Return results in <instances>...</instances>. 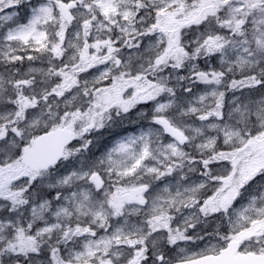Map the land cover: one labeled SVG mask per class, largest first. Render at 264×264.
Returning a JSON list of instances; mask_svg holds the SVG:
<instances>
[{
    "label": "rangeland",
    "instance_id": "rangeland-1",
    "mask_svg": "<svg viewBox=\"0 0 264 264\" xmlns=\"http://www.w3.org/2000/svg\"><path fill=\"white\" fill-rule=\"evenodd\" d=\"M60 1L0 0V264H18L19 258L26 264H96L101 259V264H137L129 257V246L148 238L158 247L151 252V264L216 255L227 241L196 238L201 232L195 224L199 210L213 222L222 218L241 253L264 256V0H194L196 8H206L189 10V15L183 0H79L68 22L59 15ZM213 5H225V18L248 28L246 36L218 52L209 48L215 43L214 24L203 21ZM179 25L192 27L182 35L189 42L180 52L173 44L177 35L171 41L165 34ZM138 32L148 38L140 43L131 39L132 50L113 56L107 42H122ZM191 43L207 44L205 52L215 55L216 64H192L187 54ZM13 44L20 52L11 49ZM179 53L177 68L187 77L167 67L171 75L161 101L151 98L148 89L131 95L113 113L129 106L138 110L137 118L148 115L136 105L149 102L152 120L154 115L165 119L183 134L185 151L152 125L145 133L137 129L119 136L104 153L97 151L101 143L83 148V136L56 167L43 173L24 167L22 153L34 148L37 135L65 127V114L78 112L92 93L87 86L99 84L94 88L100 89L117 69L140 75L154 63L167 65ZM78 60L83 61L84 77L77 79L83 78L86 89L67 95V88L78 83L66 77L64 63ZM162 91L154 88L151 96ZM85 125L91 126L90 121ZM256 141L262 146L254 147ZM220 144L225 149L244 146L247 158L214 155ZM205 154L213 165L199 160V176L192 178L198 168L194 158ZM223 158L228 162L221 164ZM92 173L102 177L104 189L89 182ZM130 180L133 186L126 187ZM29 182L36 192V203L27 211L30 223L37 224L31 234L27 226L20 228L24 212L19 213ZM145 185L147 193L133 196L142 205L127 204L128 193ZM6 210L9 214L2 216ZM20 244L22 251L16 254L14 246Z\"/></svg>",
    "mask_w": 264,
    "mask_h": 264
},
{
    "label": "trees",
    "instance_id": "trees-1",
    "mask_svg": "<svg viewBox=\"0 0 264 264\" xmlns=\"http://www.w3.org/2000/svg\"><path fill=\"white\" fill-rule=\"evenodd\" d=\"M193 2V3H192ZM191 2V0H183V5H184V10H185V15H189V10H194L196 8V5H197V2H194V0ZM187 8H188V11H187ZM204 8L206 7H197L195 10H203ZM206 10V9H205ZM209 10H211V13L210 15H208L204 20H208V21H211L214 26H215V35L213 36L212 39L215 40V43L214 41H212L211 44H214V47H209L211 50L213 48H217V47H220L222 45H229L231 44V42L233 40H236L238 38H240L242 35H244L247 31V27H245L243 24H238L237 22H232V21H228L226 18H225V5H213V7L209 8ZM193 12V11H192ZM184 15V17H185ZM181 22V21H180ZM175 26L176 25V22L172 24V26ZM181 29V30H180ZM176 31V32H175ZM178 31H182V34L184 35V30L182 29V26L179 25L177 28L175 29H170V31H165V33L167 34L168 38L174 40L175 38V34L178 32ZM179 36V37H178ZM176 37L175 41H174V45L176 47V49H178L177 51H181L182 48L188 44V41L187 39L185 38V36H182V35H179ZM170 39V40H171ZM171 40V41H172ZM177 44V45H176ZM207 44H199V46H196L198 48L201 47V52H198V53H193L192 52V49L194 48V46H191V45H188L190 46L189 47V52L187 53L188 56L191 57V61L192 60H196L197 62L202 63L203 61V58L205 57L203 55V57H201V55L205 52V47H206ZM180 49V50H179ZM182 60V57L180 56V53L176 56L175 59H172V60H169L167 65L165 63V61L161 62V63H154L152 66H149L147 68V71L146 73H144L143 75H141L140 77H148L149 80V90H150V95L152 94V91L153 89H157L159 90L161 87H164V81H163V77L162 75L165 74L167 75L168 73H166V68H176L178 67V64L179 62ZM213 60V58H212ZM202 65V64H201ZM66 74V76H69V77H72L75 72L71 69H68L67 72H64ZM167 84L165 85V93L167 94ZM100 112V115H98L96 118H99L102 114V112L100 110H98ZM92 112L90 111H87V114L85 115V119H87L86 122H91V119H90V114ZM99 114V113H98ZM95 118V119H96ZM94 119V120H95ZM107 118H104V120L106 121ZM81 123L80 126H81V130L83 129V132L86 134L85 137H86V141L88 143V145H90V138L89 136L87 135L86 131L88 129H92L94 127H91L89 125H85V123ZM131 125V124H129ZM80 141V140H79ZM138 247V248H137ZM150 246L147 244V243H144V245L142 247H139L136 246L133 250V253L136 254V252H139L137 254V256L140 255V252L144 253L145 252L147 253L148 252V255H147V258L145 259L146 262L149 261L148 258L150 257L151 255V251H150Z\"/></svg>",
    "mask_w": 264,
    "mask_h": 264
},
{
    "label": "water",
    "instance_id": "water-1",
    "mask_svg": "<svg viewBox=\"0 0 264 264\" xmlns=\"http://www.w3.org/2000/svg\"><path fill=\"white\" fill-rule=\"evenodd\" d=\"M69 6L63 5L61 8V14L65 19L70 17ZM168 134L181 141L180 135L171 128L166 129ZM72 142V137L67 132H58L43 134L39 136L36 141V151H27L23 155V163L31 170L47 169L50 166L57 164L61 157L64 148ZM97 181L98 187H101V183L97 178H93ZM237 244L230 243L228 248L221 252L220 255L208 256L196 261L183 263V264H264V257L255 255H237L234 256L237 251Z\"/></svg>",
    "mask_w": 264,
    "mask_h": 264
}]
</instances>
